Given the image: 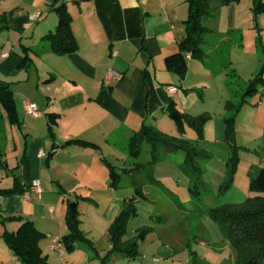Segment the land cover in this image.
I'll use <instances>...</instances> for the list:
<instances>
[{
	"label": "crops",
	"instance_id": "obj_1",
	"mask_svg": "<svg viewBox=\"0 0 264 264\" xmlns=\"http://www.w3.org/2000/svg\"><path fill=\"white\" fill-rule=\"evenodd\" d=\"M63 2L72 18L78 50L60 56L41 40L57 24L54 0H0V26L5 27L0 33L11 32L18 48L13 56L12 51H0V70L14 78L7 83L18 117V123L11 124L0 109V190L10 192L0 194V218L13 215L33 222L44 234L39 246L50 264H103L101 258L110 245L104 252L96 250L97 238L84 230L81 206L100 211L103 205L106 234L105 226L122 208L123 199L133 193L126 194L120 185L109 186L108 168L101 158L115 163L118 172L121 164V170L129 169L132 160H128L126 141L142 124L173 133L174 127L169 129L175 125L165 112L170 99L180 112L192 116L211 115L213 105L221 101L236 106L246 81L257 74L264 58L256 44V30H264L259 27L264 23L258 18L254 22L251 0L227 5L211 0L210 16L203 20L210 30L202 45L206 57L199 62L187 55L186 76L178 82L166 70L164 59L177 51L185 37L187 0ZM259 35L262 44L264 32ZM235 53L238 57L234 58ZM246 56L252 62L247 63ZM24 57L27 60L21 64ZM110 71L120 77L108 78ZM260 90L264 93V87ZM201 102L209 105L201 107ZM28 104L35 106L37 115L27 113ZM222 110V117L227 116ZM215 126V122L210 127L206 124V141L219 144ZM72 140L92 143L98 149L68 143ZM260 163L250 165L249 179L257 176L264 161ZM34 180L40 192L32 191ZM136 180L146 200L148 192L143 189L149 183L141 176ZM69 201L75 202L79 227L93 250L74 243L72 251H67L59 242L67 233ZM19 225L16 220L0 222V240L5 231L14 232ZM3 246L0 264H21ZM116 256L104 264H118Z\"/></svg>",
	"mask_w": 264,
	"mask_h": 264
},
{
	"label": "trees",
	"instance_id": "obj_2",
	"mask_svg": "<svg viewBox=\"0 0 264 264\" xmlns=\"http://www.w3.org/2000/svg\"><path fill=\"white\" fill-rule=\"evenodd\" d=\"M234 1L237 0H221V3L222 5H227L229 2ZM54 2L55 6L52 10L57 16V24L54 31L44 35L41 40L47 42L51 51L56 55L74 54L78 50V43L72 32V18L63 0H54ZM210 3L211 0H187L188 14L183 22L185 37L179 42L177 51L164 59L166 70L175 75L178 82H182L186 76L187 58L203 62L206 57L202 45L210 30L204 26L203 20L210 16ZM251 11L255 22L257 15L264 13V0H251ZM4 28L0 26V31ZM256 31V44L260 48L262 57H264V46L261 44L259 29ZM187 55L188 57L186 58ZM26 60L27 57L22 58L21 64L26 62ZM260 86L264 87V58H262L257 74L246 81V86L240 95L237 105L235 106L230 102H225L224 105L227 116L223 117L222 120L223 141L229 148V153L225 166V178L220 188H218L220 192H223L231 185L239 161L236 154L237 147L235 145L234 131L236 117L242 106L255 96ZM0 109L6 112L11 124L18 123L12 91L7 82H0ZM165 112L181 135L184 134L186 128H190L196 133V140L190 142L184 136L182 138L170 137L155 127L145 124H142L140 129L131 135L128 139L126 152L128 158L132 160V167L123 169L122 172L131 174L135 192L132 196L123 199L122 208L107 229L110 248L105 257L101 258L103 264L113 255H120L128 259H136L139 256L138 240L143 239V236L150 229L146 227L139 228L132 238L123 240L127 232L128 220L137 216L136 203L139 198H144L142 189L134 175L151 170L148 176L145 177L149 179L153 177L151 175L152 169L159 160V157L156 156L158 148H163L164 152L172 151L183 154L181 171L189 178L190 187L188 190L194 197L199 193L196 188L198 184L202 183L203 176V170L199 162L208 155L204 149L199 147L198 143L204 139V128L210 116L206 113L192 116L185 112H180L175 102L171 99L168 100ZM50 120L53 121V117H50ZM68 143H76L80 147L98 149L94 144L82 140H72ZM144 144L148 145L150 155V159L145 163L139 160ZM101 161L108 168L109 186L118 188L121 173L104 158H101ZM1 164L2 161L0 159ZM203 184L204 189H206L207 185L204 182ZM249 190L256 193V195L248 197L242 203L224 204L212 208L209 211V216L218 225L223 238L233 247L235 264H264V165H262L257 176L250 178ZM9 193V190H0V194L8 195ZM76 216L77 211L75 208L73 215H71L69 210L67 211L65 218L67 233L59 239V242L67 251H72L74 243H82L92 249V243L79 229ZM10 220H16L20 225L14 232L5 231L2 239L4 244L12 251L14 257L21 264H50L42 254L39 246L44 234L36 229L33 222L23 219L21 216L11 215L0 218L1 223ZM189 264H199L194 252L190 254Z\"/></svg>",
	"mask_w": 264,
	"mask_h": 264
},
{
	"label": "rangeland",
	"instance_id": "obj_3",
	"mask_svg": "<svg viewBox=\"0 0 264 264\" xmlns=\"http://www.w3.org/2000/svg\"><path fill=\"white\" fill-rule=\"evenodd\" d=\"M257 16L256 19L258 18L260 23H264V13ZM255 22L258 23L257 20ZM259 27L264 28V25ZM259 32H264V30L259 28ZM262 42H264V38H262ZM15 44V38L11 32L9 34L8 32L0 33V51L8 53L12 51L13 56V51L18 49ZM221 55L224 57L225 53ZM233 56L234 58L238 57V53ZM245 61L250 63L252 59L246 56ZM4 74L0 70V82L14 80L11 78L12 76L7 75L9 73ZM260 89L261 86L255 96L251 98L252 102L245 104L246 106L240 110L236 117L234 131L236 154L239 161L233 181L226 190L223 192L218 190L225 178V166L229 153V148L223 141L222 126V108L226 101L213 105L214 109L206 123L208 127L211 126V122L216 123L215 136H218L219 144L206 141L205 131L204 139L198 143L208 156L199 160L200 162L198 161L202 167L203 176L202 183L197 185L196 190L199 193L195 197L188 190L190 187L188 176L181 171L183 162L181 152H164L163 148H158L156 156L159 157V160L152 169L153 177L151 179L145 177L151 170L134 175V178L138 179L141 176L146 183H149L143 189L148 192V197L146 200L139 198L136 203L137 216L128 220L127 232L123 240L132 238L139 228L146 227L150 231L143 236V239L138 240L139 256L135 260H128L117 255L118 264H189L191 252L195 253L199 264H235L233 247L223 238L218 225L209 216V211L224 204L242 203L248 197L256 195L249 190L250 179L247 177V173L251 172V164L260 165V162L264 161V93H261ZM203 105L208 106L209 102H201L200 106L203 107ZM194 106L198 107V103ZM173 127L174 132L167 133L168 136L174 138L184 136L190 142L196 140V133L192 129H186L181 135L176 126L172 124L169 131H172ZM149 159V147L144 144L139 160L144 162ZM128 160L130 161V158ZM119 166L118 170L122 172L121 169L124 165ZM157 182L158 184H156ZM203 182L207 185L206 189H204ZM119 184L120 187H124L126 194H134L135 188L131 185V176L126 172L121 174ZM99 198L100 200L105 199L104 197ZM80 201L82 200L80 199ZM70 203L75 202L69 201L68 205L66 204L67 211ZM81 207L84 213V230L91 232L93 238H97L94 239L97 241L96 250L104 252L109 244L108 238L105 237L107 232L105 234L103 205L100 206V211L86 204ZM76 219L79 222L78 215ZM105 228L108 229V226ZM79 229L84 235L82 229L80 227ZM0 245L4 247L2 240H0ZM154 258L160 259L161 262H153Z\"/></svg>",
	"mask_w": 264,
	"mask_h": 264
},
{
	"label": "built area",
	"instance_id": "obj_4",
	"mask_svg": "<svg viewBox=\"0 0 264 264\" xmlns=\"http://www.w3.org/2000/svg\"><path fill=\"white\" fill-rule=\"evenodd\" d=\"M113 55L114 54H112V56ZM2 56H5V55H2ZM107 77L108 78H110V77L119 78L120 75L118 73H115L113 71H110L108 73V76ZM26 108H27L26 110H27V113L28 114H30V115H37L38 114L37 111H36V109H35V106L34 105L28 104L26 106ZM31 189H32L33 192H40V184H39V182L37 180L32 181V183H31ZM56 240H58V238H56Z\"/></svg>",
	"mask_w": 264,
	"mask_h": 264
},
{
	"label": "water",
	"instance_id": "obj_5",
	"mask_svg": "<svg viewBox=\"0 0 264 264\" xmlns=\"http://www.w3.org/2000/svg\"><path fill=\"white\" fill-rule=\"evenodd\" d=\"M69 208H70V213H71V215H73V213H74V208H75V203H70Z\"/></svg>",
	"mask_w": 264,
	"mask_h": 264
}]
</instances>
